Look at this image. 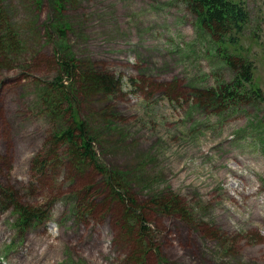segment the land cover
Returning a JSON list of instances; mask_svg holds the SVG:
<instances>
[{
  "label": "rangeland",
  "instance_id": "374dc122",
  "mask_svg": "<svg viewBox=\"0 0 264 264\" xmlns=\"http://www.w3.org/2000/svg\"><path fill=\"white\" fill-rule=\"evenodd\" d=\"M239 1L249 19L219 45L181 0H0V185L52 202L25 231L0 213V264H264V0ZM60 57L119 80L112 94L69 86L124 201L54 146L61 122L37 92ZM243 63L252 80L237 92L252 95L226 107L217 89Z\"/></svg>",
  "mask_w": 264,
  "mask_h": 264
},
{
  "label": "trees",
  "instance_id": "16d2710c",
  "mask_svg": "<svg viewBox=\"0 0 264 264\" xmlns=\"http://www.w3.org/2000/svg\"><path fill=\"white\" fill-rule=\"evenodd\" d=\"M187 5L191 6L192 11L200 17L199 25L202 29H206L210 35L216 36L217 44L222 43H232L234 42V35L239 34L243 31L245 24L249 19V12L246 7L239 0H181ZM4 15L0 8V33L7 31L4 29ZM17 35V34H16ZM10 42L9 49L19 50L23 52V42L20 41V46L16 45L14 39L15 36L9 33ZM6 37V35H4ZM1 38V37H0ZM24 43V47H25ZM56 49H60L58 45L55 46ZM0 49H1V39H0ZM57 49V50H58ZM60 52V51H59ZM58 52V54H59ZM224 58L231 59V56L227 53H223ZM228 57V58H227ZM59 70H61L60 75H57L51 81H46L43 84L37 95L42 96V107L43 113L48 118L60 119L58 126L55 128L53 133V143L57 148L63 147L64 151H67L69 155L72 156V164L75 168L82 170V167L87 166L88 168L94 167L97 171L103 173L107 177L109 184L114 189V192L124 201V194L126 191L122 183L119 181V177L115 173H112L109 169L104 170L101 168L99 163V157L97 155V150L95 144L96 133L89 131L87 124L82 118L78 117L79 106L78 100L81 97H76L71 91L69 86V80H75L81 86L82 93L92 89L95 91H102L107 94H112L119 92L120 85L119 80L113 78L108 73H98L97 71L87 73L83 67L79 69V64L74 58L69 57L62 59L61 57L57 59ZM235 70L238 65L231 60ZM242 66V72L244 76L240 73V80L233 79L231 85L219 87L217 89V96L219 97L220 104L226 107L229 101L235 102L236 99H247L252 94H245V92H237L239 87V81H251V71L250 63L239 64ZM239 69V68H238ZM232 87V88H231ZM99 93V92H96ZM87 94V93H86ZM255 97L258 96L256 91ZM48 102L49 106L45 105L44 102ZM66 114V122L64 121V116ZM66 124H65V123ZM119 187L116 189V187ZM14 191L9 188L0 185V213L11 209L16 215L14 225L20 230L25 231L29 226H33L35 223H41L49 219V207L51 203H47L46 206L43 204H32L23 202L15 196ZM128 208L131 210L133 219L137 218L139 222H144L140 213L136 210V201L131 198ZM167 208H170L172 204H166ZM72 213H75V208L71 209ZM48 212V213H47ZM144 224V223H143ZM144 233V231L142 230ZM145 235V233H144Z\"/></svg>",
  "mask_w": 264,
  "mask_h": 264
}]
</instances>
